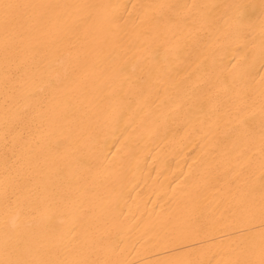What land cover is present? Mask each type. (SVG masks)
<instances>
[{
	"label": "bare ground",
	"instance_id": "obj_1",
	"mask_svg": "<svg viewBox=\"0 0 264 264\" xmlns=\"http://www.w3.org/2000/svg\"><path fill=\"white\" fill-rule=\"evenodd\" d=\"M0 264H264V0H0Z\"/></svg>",
	"mask_w": 264,
	"mask_h": 264
}]
</instances>
